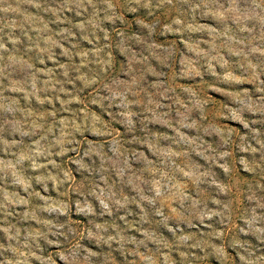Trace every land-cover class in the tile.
<instances>
[{
    "label": "clouds",
    "instance_id": "9594fccd",
    "mask_svg": "<svg viewBox=\"0 0 264 264\" xmlns=\"http://www.w3.org/2000/svg\"><path fill=\"white\" fill-rule=\"evenodd\" d=\"M208 260L264 264V0H0V264Z\"/></svg>",
    "mask_w": 264,
    "mask_h": 264
},
{
    "label": "rangeland",
    "instance_id": "374dc122",
    "mask_svg": "<svg viewBox=\"0 0 264 264\" xmlns=\"http://www.w3.org/2000/svg\"><path fill=\"white\" fill-rule=\"evenodd\" d=\"M215 102H216V104H220L221 103V101L219 99H216ZM205 264H214V262L211 261V260H208V261L205 262Z\"/></svg>",
    "mask_w": 264,
    "mask_h": 264
}]
</instances>
